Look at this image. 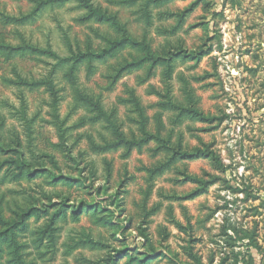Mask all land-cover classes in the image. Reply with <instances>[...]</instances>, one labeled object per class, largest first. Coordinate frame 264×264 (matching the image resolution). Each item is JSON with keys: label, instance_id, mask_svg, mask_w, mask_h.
<instances>
[{"label": "rangeland", "instance_id": "obj_1", "mask_svg": "<svg viewBox=\"0 0 264 264\" xmlns=\"http://www.w3.org/2000/svg\"><path fill=\"white\" fill-rule=\"evenodd\" d=\"M0 264H264V0H0Z\"/></svg>", "mask_w": 264, "mask_h": 264}]
</instances>
